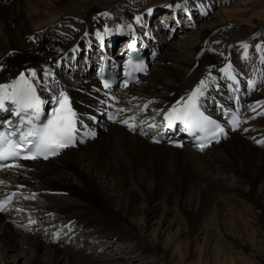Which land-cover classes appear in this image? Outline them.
<instances>
[{"label": "bare ground", "instance_id": "obj_1", "mask_svg": "<svg viewBox=\"0 0 264 264\" xmlns=\"http://www.w3.org/2000/svg\"><path fill=\"white\" fill-rule=\"evenodd\" d=\"M93 1L0 0V65H3L0 68V83L14 79L20 71L36 69V79L40 81L36 88L41 99L44 102L53 100V96L63 91L78 116H95L104 99L93 75V60L97 55L92 52L94 41L98 43L106 39L107 43L112 44L121 35H136L146 41L153 30L155 34L150 35L149 44L157 47L152 50L153 53L147 52L152 62L150 79L136 85L147 73L119 92V123L101 129L99 133H103L102 137L98 133L94 139L84 143L85 147L78 145L65 149L45 161H23L7 170V173L0 174V196L15 191L16 196L26 198L38 190L63 195L59 198L62 201H51L42 206L43 214L50 217L60 215L57 220L50 221L54 223L53 234L46 232L51 223L45 224L43 231L38 228L33 235L25 233L38 223H45L38 221L41 212H33L35 207L32 208V204L27 201H17L0 212V240L3 246L12 250L23 239L27 249L33 252L31 264H37V252L40 250L48 256L51 264L63 258L69 264H110L107 258L101 256L86 255L83 252L84 256L80 251H70L74 249V239L82 238L77 237V233L81 230L85 234L92 228L95 229L90 233L93 238L94 235L97 238L98 235L108 233L122 239H134L137 252L128 247L129 258L143 260L154 253L159 257L163 252L159 243L149 247L142 242L144 233L141 229L145 228L147 221L139 215V224L134 225L130 217L138 212L136 204L139 198L145 200L147 197L146 189H155L160 182L181 191L190 184L200 186L204 193L212 189L242 193L241 196L251 200L254 206H260L254 194L257 183H261L264 188V142L260 145L257 143L261 139L264 141V116L254 115L264 111V68L260 64L264 58L260 56L255 64L250 65L251 70L245 72L247 79H243L242 72L232 70L234 63L226 60L237 49L236 45L235 48L232 45L234 42L243 50V55L250 56L248 49L249 44H253L254 36L264 34V4L245 17L243 15L251 9L243 2L236 3L233 8L220 7L210 14L216 2L209 0H164L161 7L147 5L148 0H102L110 4L106 3L100 8ZM221 2L218 1L219 4ZM66 3L69 7L63 6ZM176 4L191 5L192 9L197 8L201 16L207 17L206 21L198 24L195 32L200 42L194 41L192 34L185 37V43L192 54L185 53L181 46L179 49L171 42L166 43L168 40H162L157 35L165 30L164 24L156 23L158 17L166 19L169 25L173 24L175 30L182 29L176 20L183 14V10H180L183 8L177 9ZM79 8L82 11L76 10ZM149 8L152 9L151 13L147 11ZM235 14L239 15L238 19L234 17ZM137 16L141 18L140 22L136 21ZM152 18H155L156 24ZM233 21L242 26L239 37L235 36L232 41H221L215 51H206L202 47L203 38L207 34ZM129 24L132 25L131 31L128 29ZM105 26L111 30L108 34H104ZM97 32L102 34V38H97ZM164 44L165 50L167 48L172 53L163 52L159 56ZM83 56L86 58L84 64ZM114 57L121 60L119 55ZM69 59L75 70L74 78L65 80L60 74L70 64ZM225 65L230 66L228 71L221 72L220 69ZM45 68L52 75L45 77ZM80 70L86 73L84 77H79ZM228 78L230 82L221 84ZM202 79L206 83L203 95L199 97V106L208 107L207 110L213 114H217L221 107H240L242 120L239 129L206 148L203 154L189 146H183L180 153L177 148L173 149L165 143L150 142L148 136L161 123L164 113L177 100L186 98L187 93ZM249 80L253 81L251 87L248 85ZM10 105V102H6L5 107ZM122 120L132 123L134 127L129 128L128 123H121ZM167 159L182 160L183 164L180 165L184 168V162H187L192 164L194 172L203 171L201 174L197 172L199 175H191L188 180L182 179L183 173L177 168L167 173L162 168L164 164L159 167V163ZM225 168L232 172L231 176L223 173ZM8 175L13 176V179H8ZM229 179L232 184L224 183ZM243 183L247 185L245 191L240 190V184ZM135 190L143 195L137 197ZM141 209L151 214L155 206L143 204ZM256 212L262 217L261 211ZM29 223L36 224L29 226ZM56 230L75 234L71 239L64 234L59 237L55 236ZM155 240L158 242V239ZM59 243L67 244L68 248L64 250ZM68 255L72 256L71 259Z\"/></svg>", "mask_w": 264, "mask_h": 264}, {"label": "rangeland", "instance_id": "obj_2", "mask_svg": "<svg viewBox=\"0 0 264 264\" xmlns=\"http://www.w3.org/2000/svg\"><path fill=\"white\" fill-rule=\"evenodd\" d=\"M209 1L216 2L210 14H212L214 10L223 6L233 8L236 3H247V8L251 9V11L246 12V14L243 15L245 17L256 10H259V6L264 4V0H221L222 2L220 4L218 3L219 0ZM164 2V0H148L146 4L149 6L153 5V7H161ZM106 3L110 4L109 2H102V0L93 1V4L99 5V8L106 5ZM63 6L69 7L67 3ZM184 6L183 10L185 11V14L180 15L179 19L176 20V22L182 26V29L175 30L174 26H172L173 24L169 25L166 23V19L161 20V17H158L156 23L159 25L164 24L165 30L160 34L157 33V35H159L162 40H168L166 43L171 42L179 49L183 47L184 49L182 48L181 50H184L185 53L192 54V50L189 49L185 43V37L192 34L193 40L200 42L199 39H197L195 32L198 24L202 21H206L207 17H205V15L204 17L201 16L199 11L188 13L192 6L187 4ZM76 10L82 11L81 8ZM72 14H75V12ZM238 14H235L234 16L237 19L239 18ZM152 20L155 23V18H152ZM111 24L112 23H110V25ZM181 26H178L177 28H181ZM241 28L242 26L237 23V21L226 23L224 26L218 27L207 34V36L203 38L202 47L206 51H215L216 46L219 45L221 41H232L235 36L239 37L242 32ZM149 34L152 35L155 33L152 30ZM252 41L253 44H249L248 49L250 56L243 55V50H240V46L234 42L232 45L233 47L236 45L237 49L230 54L226 60L228 63H234L232 70L242 72L243 78L245 72H248L251 69L250 65L255 64L260 56L264 58V51H262L264 49V34L260 33L255 35ZM95 43L96 42L94 41V46ZM257 43L261 46L259 49L256 48ZM165 47L166 45L164 44L160 48L161 52L159 56H161V53L163 52L172 53L171 50H167V48L165 50ZM218 48L220 50V47ZM68 61L70 63L69 66L71 67V59ZM247 64H249V67H247ZM260 64L264 68V59ZM151 74L152 71L148 72V75L141 78L136 85L138 86L141 83L148 81ZM60 75L65 80L68 78H74L69 67L64 68ZM260 112L264 111L256 112L254 117L264 116V113ZM102 134L99 133V137H102ZM259 141H263V139ZM258 145H260V143H258ZM85 146L86 144L80 145V147ZM176 148L181 153L183 151L182 148L184 147ZM176 148L174 147L173 149ZM203 152L197 153L203 154ZM180 163L183 164V161H171V159H167L165 162L159 163V167L164 164V167L162 168H164L167 173H172L177 168V170L183 173L182 179L186 180L190 179L191 175H199L197 172H200L201 174L203 171L202 169L194 172L192 164L184 162L187 166L184 168ZM169 170L171 172H169ZM223 173L228 174L229 176L232 175V172L229 171L228 168H225ZM8 176V179H13V176ZM228 181H224V183L232 184L231 179ZM189 185L186 189L181 191L165 184L164 182H160L155 189H146L147 193L145 195L147 197L145 200L144 198H142L143 200L139 198L136 204L138 212L136 215L130 217V221L134 225L139 224V215L147 221L145 222V228L141 229V232L144 233V239H142V242L149 247L156 246L159 243L160 247L163 249V252L160 254L161 257H156L154 253L143 260L129 258L130 253L128 252V247L134 249L135 251L133 250V252H137V248H135L136 246L134 245V239L129 237H124L122 239V237L111 236L108 233L101 236L98 235L97 238H95L94 235L93 238V235L90 233L95 230L94 228L86 231L87 233L85 234H82L83 231L80 230V233H77L76 236H82V238L74 239V242H72V247H74V249L70 251H73L74 253L80 251L81 255L84 252L86 255L92 254L93 256H101L107 258L106 261L110 264H264V188L261 187V183H257L254 194L260 206H254L255 204H252L251 200L241 196L242 193L234 194L228 190L220 192L215 189H212L208 193H204L200 186ZM246 187V184H240V190L245 191ZM135 192L137 197L143 195L139 190H135ZM34 194L26 199H20L19 201H27L29 204H32V208L35 207V209L33 208V212L35 211L36 214L41 212L40 215H38V221H45V223L41 225L38 223L36 226H34L36 223H29V226H34V228L25 232L28 235H33L34 232L38 231V228L43 231L45 229V224H50L60 218V215L58 214L55 217L54 215L50 217L49 215L43 214L42 206L47 205V203H50L51 201H62L59 198H62L63 195L52 191L42 192L41 190H38ZM143 204L155 206L154 212L151 214L142 212L141 207ZM256 211H261L263 213L262 217L259 216V213ZM7 213H10V211L8 210ZM20 218L22 221V215ZM52 224L54 223H51V227H47L48 230L46 229V232H49L48 234L53 232L52 230L54 227ZM63 234L71 239L72 235L75 233L71 234L70 232L64 233L61 232V230L58 231L59 237ZM69 234L71 235L68 236ZM88 236L91 238H88ZM155 239H158V242ZM22 240L20 239L12 250L3 246V243L0 240V264H31L30 258L32 257L33 252H30V250L27 249L24 245V240ZM59 245L61 244L59 243ZM66 245L67 244L63 245L62 243L61 246L63 249H66L68 248ZM37 253V264H51L48 260V256L44 254L43 250H40ZM119 256L122 257L119 258ZM69 257L71 259L72 256L70 255ZM74 257L76 256L74 255ZM55 264L69 263L67 259L63 258L58 260Z\"/></svg>", "mask_w": 264, "mask_h": 264}, {"label": "snow or ice", "instance_id": "obj_3", "mask_svg": "<svg viewBox=\"0 0 264 264\" xmlns=\"http://www.w3.org/2000/svg\"><path fill=\"white\" fill-rule=\"evenodd\" d=\"M177 9L185 7L183 4H176ZM186 10V8H185ZM149 13L152 9H147ZM103 15H108L104 13ZM137 22H140V17H135ZM119 29V25H117ZM129 31L132 25H128ZM111 30L105 26L104 34H108ZM97 38H102L100 32L96 33ZM132 47V45H129ZM247 45H245V48ZM261 46L257 45L259 49ZM126 64L129 62L126 61ZM3 65H0L2 68ZM134 67L143 70V62H139ZM229 65L221 68V72H227ZM231 75L230 73H228ZM52 73L45 68L44 76L48 77ZM37 78V70L28 68L25 71H20L14 79L6 83H0V109L5 108L6 102H10L14 108L13 115L18 116L22 125L25 127H17L15 133L0 132V161L15 159L21 156L22 153L26 154V158H34L36 156L53 155L60 149L73 143L74 135L76 133V125L78 122L77 113L71 107L68 96L63 92H59L58 96H53L52 99L56 102L55 107L47 114V119L40 121L41 106L45 103L37 94L36 84L40 81ZM234 78V77H233ZM206 81L201 80L196 87H194L187 97H182L177 100L165 113L164 121L165 126H171L173 122H182L185 129L190 133L199 131L201 133L208 132L213 138H216V133L223 132L218 124L210 118L204 116L199 108V97L203 95V87ZM253 81L249 80L248 85L251 87ZM104 86L108 87V83L104 82ZM26 118L25 114H29ZM113 118L114 117H110ZM7 123V122H6ZM121 123H128L121 121ZM232 126L236 127L235 117L231 121ZM129 128H133L132 123H128ZM149 127H155L150 125ZM215 128V132L211 129ZM95 133H93L94 135ZM200 137H198L199 139ZM155 139V138H154ZM264 141H257L262 143ZM198 147L203 148L201 143ZM6 165L0 164V167ZM2 207V202H0ZM31 222V221H30Z\"/></svg>", "mask_w": 264, "mask_h": 264}]
</instances>
